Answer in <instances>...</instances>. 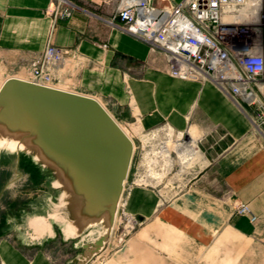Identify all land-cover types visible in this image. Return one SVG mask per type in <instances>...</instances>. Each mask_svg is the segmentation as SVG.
Wrapping results in <instances>:
<instances>
[{
  "label": "crops",
  "instance_id": "crops-1",
  "mask_svg": "<svg viewBox=\"0 0 264 264\" xmlns=\"http://www.w3.org/2000/svg\"><path fill=\"white\" fill-rule=\"evenodd\" d=\"M70 1L71 15L54 18L46 12L50 0H0L4 76L26 77L47 42L69 48L75 58L63 75L67 86L103 99L113 117L135 124L142 150L148 135L161 144L160 127L174 132L173 150L160 148L157 170L171 165L186 176L184 189L168 194L157 188V175L150 187L127 186V175L123 209L143 223L120 246L106 242L86 264H264V131L253 127L254 108L238 106L210 81L171 76L162 51L110 22L119 0ZM13 156L16 165L26 164L27 154L2 151L0 171ZM241 202L254 220L236 211ZM48 219L36 214L14 236L1 217L0 264H73L81 246L44 245L64 236Z\"/></svg>",
  "mask_w": 264,
  "mask_h": 264
},
{
  "label": "built area",
  "instance_id": "built-area-1",
  "mask_svg": "<svg viewBox=\"0 0 264 264\" xmlns=\"http://www.w3.org/2000/svg\"><path fill=\"white\" fill-rule=\"evenodd\" d=\"M161 1L163 4L158 6L149 0H119L110 22L118 20L123 30L162 51L171 76L210 81L238 106H252L253 127L263 132L264 0ZM73 6L70 0H50L46 12L54 18L69 17ZM74 58L69 48L47 42L30 59L24 78L71 90L63 75ZM122 127L133 141L130 124ZM126 183L125 180L117 219L107 241L109 246L125 241L143 223L122 205L127 186L146 185V178L138 173L127 186ZM236 211L255 219L248 203L237 204Z\"/></svg>",
  "mask_w": 264,
  "mask_h": 264
},
{
  "label": "water",
  "instance_id": "water-1",
  "mask_svg": "<svg viewBox=\"0 0 264 264\" xmlns=\"http://www.w3.org/2000/svg\"><path fill=\"white\" fill-rule=\"evenodd\" d=\"M133 145L94 96L17 76L0 85V152H22L51 172L67 213L61 228L65 238L96 231L80 243L73 264H86L108 241Z\"/></svg>",
  "mask_w": 264,
  "mask_h": 264
},
{
  "label": "rangeland",
  "instance_id": "rangeland-1",
  "mask_svg": "<svg viewBox=\"0 0 264 264\" xmlns=\"http://www.w3.org/2000/svg\"><path fill=\"white\" fill-rule=\"evenodd\" d=\"M3 72L4 70L0 66V82L3 81L4 78H6ZM99 99L102 101L106 109L111 112L112 110H110V105L108 103H105L103 99ZM114 118L120 123L121 126L127 125V123L121 122V120L119 118H116V116H114ZM130 127V132L133 134V140L135 141L137 148L133 152L128 173V181L130 182V180L132 179L133 172L135 175L140 173V175H142L143 177L145 176L147 181V187H150L153 177L157 175L158 179L160 181L162 180L159 186H157V188L162 189L163 192L166 191L168 194H172L180 192L182 189H184V185L186 184L184 180L186 179V176L184 172H182V170L177 171L174 166L172 168L171 165H168L169 167L164 169L163 171L157 170L161 167L158 165V163L164 161L163 157H161L160 154L161 151L159 152V147L161 145H166V150L170 153V151L173 150L174 147V132H172L166 127H160L158 129V133L162 136V139L160 141L161 144H159V141H149V139L152 138V135H148L149 139H145L147 142L144 144V149L142 150L141 144L138 140V128L135 124H130ZM169 153H167V155ZM169 155V157H171L172 159V155ZM139 157H141L142 164L138 167V165L136 164L138 162ZM25 158L27 159L26 164L24 163V165L21 166V164L16 165L15 157L13 156L11 165H7V168H10L11 171H9L8 169L0 171V218L6 216V223L8 229L12 231L11 233L14 236H20L21 234L23 235L24 227H22V224L24 222L26 223V221H28L31 217L36 214L45 215L49 217L48 220L51 221L54 226H56V229L63 228V218L66 217L67 213L66 209L58 202L59 190L52 186L53 175L50 171L46 169H41L39 165L31 159L29 155H27V157L25 156ZM173 162L174 160H172V163ZM179 162H181V160H179ZM19 169H21L22 172L19 171ZM156 172L158 173L156 174ZM173 173L176 174H174L173 178H170ZM168 177L170 178V180L166 182V179L164 178ZM6 179L7 184H5V186H2V182ZM129 192L130 188L126 191L124 196L126 197ZM123 208L124 206L122 205V209ZM116 219L117 218L115 217V221ZM132 233H130V235ZM95 234V229H91L89 233L83 234L81 238L64 239L63 235H61V237L56 236L44 242V245L80 246L81 242L94 237ZM44 238H47V236H44ZM123 242L124 240L116 245L112 244L111 246H120ZM58 253V248L54 249L53 254L57 258L60 254ZM64 258L65 260H68L69 256L67 255Z\"/></svg>",
  "mask_w": 264,
  "mask_h": 264
},
{
  "label": "bare ground",
  "instance_id": "bare-ground-1",
  "mask_svg": "<svg viewBox=\"0 0 264 264\" xmlns=\"http://www.w3.org/2000/svg\"><path fill=\"white\" fill-rule=\"evenodd\" d=\"M2 82H3V81H2ZM1 84H2V83H1ZM1 84H0V85H1ZM101 104H103V103H101ZM121 128L123 129L122 126H121ZM123 131H124V129H123ZM125 131H126V130H125ZM125 131H124V132H125ZM125 133H126V132H125ZM129 136H130V134H129ZM8 145H9L10 147H13V144H11V143L8 144ZM60 217H61V216H60ZM37 220H38V219H37ZM46 223H47V222H46ZM65 232H66V234H70V232H72V231H71V229L68 227V228L65 229Z\"/></svg>",
  "mask_w": 264,
  "mask_h": 264
}]
</instances>
